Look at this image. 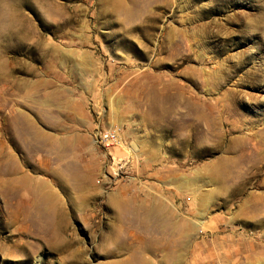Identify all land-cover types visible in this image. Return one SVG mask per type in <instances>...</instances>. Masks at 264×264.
<instances>
[{"label":"rangeland","instance_id":"obj_1","mask_svg":"<svg viewBox=\"0 0 264 264\" xmlns=\"http://www.w3.org/2000/svg\"><path fill=\"white\" fill-rule=\"evenodd\" d=\"M158 165L214 232L142 219ZM0 264H264V0H0Z\"/></svg>","mask_w":264,"mask_h":264},{"label":"crops","instance_id":"obj_2","mask_svg":"<svg viewBox=\"0 0 264 264\" xmlns=\"http://www.w3.org/2000/svg\"><path fill=\"white\" fill-rule=\"evenodd\" d=\"M154 145V152L148 153L147 158H151L152 163L154 164H162L163 154L160 150L161 146H158L157 144ZM171 148L172 147H164V152L168 155L172 153L171 156L173 158V152L171 151ZM123 160H126L125 164H127L128 162L130 163L129 158L124 157ZM158 167L159 165L156 166V170L151 174V176H153L155 184L159 185V188L161 190L165 188L166 189L163 190V193H160L162 192L159 191L160 189H157L156 191V195H160L162 199H156L155 203L149 204L147 207L146 204L142 205V207L140 206L139 211L142 213V219H144V215L146 214V212H148V214L150 213V216L148 218L151 217L154 218L157 223L160 222V224L157 225H163L166 233L169 234V238L174 234L175 236L179 234L182 235V228L180 225V217L178 212L181 211V208H183L186 209V211L190 214V216H188L191 219V223L188 224L190 225L188 227L191 230L195 231L197 230L198 226H204L205 228L208 227V230L210 232H214V230L218 228L223 219L219 216V214L213 207L218 198H222L223 195L221 194L220 196L218 193L214 192L204 193L203 191L199 190H186L180 187L181 192H179V197L181 200H178V203H173V199L177 198V195H175L176 193L172 192L174 183L183 181L186 182V185H188L189 178L183 177L181 173L175 172L172 168L168 167L167 169L162 170V168ZM165 182L167 186H164ZM227 193L228 192H226V194ZM241 211L243 212V210ZM239 216L241 217L242 215Z\"/></svg>","mask_w":264,"mask_h":264},{"label":"built area","instance_id":"obj_3","mask_svg":"<svg viewBox=\"0 0 264 264\" xmlns=\"http://www.w3.org/2000/svg\"><path fill=\"white\" fill-rule=\"evenodd\" d=\"M100 142L103 144L104 148L120 147L121 145V141L116 131H110L102 134L100 137Z\"/></svg>","mask_w":264,"mask_h":264},{"label":"bare ground","instance_id":"obj_4","mask_svg":"<svg viewBox=\"0 0 264 264\" xmlns=\"http://www.w3.org/2000/svg\"><path fill=\"white\" fill-rule=\"evenodd\" d=\"M50 199H52V195L51 194H49V196H48ZM48 204V203H47ZM151 209V208H150ZM149 209V210H150ZM146 212V211H145ZM144 212V213H145ZM150 216V213L148 214V212H146V214L144 215V219H147L148 217Z\"/></svg>","mask_w":264,"mask_h":264}]
</instances>
